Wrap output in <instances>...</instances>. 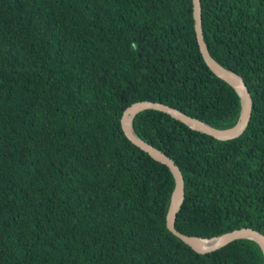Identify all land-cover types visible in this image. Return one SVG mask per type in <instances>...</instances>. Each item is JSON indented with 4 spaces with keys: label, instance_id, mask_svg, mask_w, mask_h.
<instances>
[{
    "label": "trees",
    "instance_id": "obj_1",
    "mask_svg": "<svg viewBox=\"0 0 264 264\" xmlns=\"http://www.w3.org/2000/svg\"><path fill=\"white\" fill-rule=\"evenodd\" d=\"M200 7L211 56L252 93L246 132L154 110L133 128L182 172L176 229L264 234V0ZM208 65L192 0H0V264H264L252 239L200 254L170 232L173 175L122 129L142 101L235 126L242 100Z\"/></svg>",
    "mask_w": 264,
    "mask_h": 264
},
{
    "label": "water",
    "instance_id": "obj_2",
    "mask_svg": "<svg viewBox=\"0 0 264 264\" xmlns=\"http://www.w3.org/2000/svg\"><path fill=\"white\" fill-rule=\"evenodd\" d=\"M193 4V19L194 30L196 34V40L199 47L200 54L206 63H208L210 69L222 80L229 83L242 100V109L238 122L235 126L229 129H217L205 122L196 118H191L181 111L171 108L161 103H155L151 101H142L130 105L123 113L121 119L122 129L126 137L141 151L148 154L152 159L157 160L165 164L171 171L174 178V189L170 198L169 207L166 214V226L170 232L179 237L182 241L192 247L200 254L213 252L218 250L233 241L239 239H252L260 244L264 252V234L253 228H243L230 233H224L222 235L214 236L211 238H204L194 235H187L175 228V220L178 212L181 211L185 202V181L180 168L175 162L163 154L158 149L147 144L141 140L135 133L133 128V122L135 117L141 112L147 110H154L169 115L171 118L186 125L191 130L200 132L204 135H208L219 141H233L239 139L247 130L252 114L254 111V100L251 91L249 90L247 83L243 77L234 72L221 63L217 62L210 54L209 47L206 46L203 32H202V17L200 0H192ZM200 242H209L205 245H199Z\"/></svg>",
    "mask_w": 264,
    "mask_h": 264
},
{
    "label": "bare ground",
    "instance_id": "obj_3",
    "mask_svg": "<svg viewBox=\"0 0 264 264\" xmlns=\"http://www.w3.org/2000/svg\"><path fill=\"white\" fill-rule=\"evenodd\" d=\"M209 242H200V241H198V244L199 245H205V244H208Z\"/></svg>",
    "mask_w": 264,
    "mask_h": 264
}]
</instances>
